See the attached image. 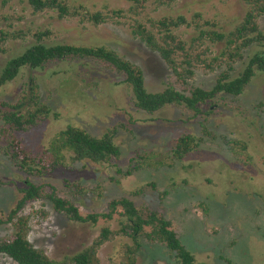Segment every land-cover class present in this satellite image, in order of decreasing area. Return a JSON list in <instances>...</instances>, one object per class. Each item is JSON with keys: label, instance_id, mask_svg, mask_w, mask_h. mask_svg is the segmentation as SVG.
<instances>
[{"label": "rangeland", "instance_id": "rangeland-1", "mask_svg": "<svg viewBox=\"0 0 264 264\" xmlns=\"http://www.w3.org/2000/svg\"><path fill=\"white\" fill-rule=\"evenodd\" d=\"M67 1L84 4L92 11L131 6L126 0ZM163 3L150 0L144 15L156 19L179 15L191 18L201 13L204 19L216 23L222 33L232 31L246 12L242 0H163ZM0 15L10 18L0 22V28L5 30L51 28L54 42L115 49L142 69L151 93L162 92L169 85L187 93L190 89L178 84L160 56L132 36L128 19L121 20V24L109 21L98 27L81 25L78 20L58 21L54 15H33L28 0H0ZM259 25L264 34V16ZM177 32L186 41L196 35L194 28L182 27ZM31 41L7 43V52H0V69ZM223 47L224 44L207 42L203 49L207 48L212 58L219 56ZM261 49L256 45L248 49L245 61L236 64L234 74ZM81 65H51L44 72L26 71L7 88L2 99L15 103L30 73L38 78L42 100L56 116L28 133L19 134L25 149L33 155L41 153L58 132L74 125L98 137L116 128L121 156L110 165L75 164L72 169H59L33 182L53 185L62 197L73 200L83 215L107 212L109 203L122 197L130 198L139 207H150L171 221L183 245L200 263L264 264V108H256L264 103V74L257 75L242 96L221 95L215 104L203 107L201 115L175 106L149 115L135 108L129 89L116 85L120 78L115 73L92 63L89 67ZM223 69L212 72L198 68L189 83L211 90ZM73 71L86 82H80L75 89H63V81ZM208 111L211 114L207 115ZM203 127L210 135L205 134ZM185 133L201 139L199 147L182 161L174 160L171 158L174 140ZM227 140L242 141L248 149L243 152L240 147L226 143ZM136 154L148 156L149 167L128 175L135 165L131 159ZM0 179L4 182L0 188L1 214L16 202L24 179L2 155ZM149 184L155 187H147ZM74 186L83 188V194ZM141 189L143 195L131 196ZM23 215L30 218L29 241L55 260L71 257L90 246L104 227L113 232L120 229L116 221L101 222L96 227L70 222L46 202L29 205ZM11 236V227H0V239ZM130 243L128 238L112 237L98 252L100 264H122ZM0 264L16 263L2 256ZM136 264L178 263L165 247L146 242Z\"/></svg>", "mask_w": 264, "mask_h": 264}, {"label": "trees", "instance_id": "trees-1", "mask_svg": "<svg viewBox=\"0 0 264 264\" xmlns=\"http://www.w3.org/2000/svg\"><path fill=\"white\" fill-rule=\"evenodd\" d=\"M126 1L131 5L128 9L109 10L106 7L97 11H92L84 4H71L67 0H28V6L35 16L54 15L58 21L78 20L81 25L92 24L95 27L109 21L121 24V20L128 19L132 36L160 56L178 84L190 87L188 93L176 90L173 85H169L162 92H149L142 69L111 47L54 42L55 33L51 28L12 31L0 28V52H7L5 46L9 42L32 40L21 53L9 58L0 69V155L24 178L23 187L18 190L14 205L0 214V227L12 228L10 238L0 239V257H7L16 264H100L98 252L101 247L112 237L122 236L131 242L125 248L122 264H136L146 242L165 247L178 264H205L198 262L186 249L171 221L150 207H139L130 198L122 197L111 201L107 212L83 215L80 207L73 200L62 197L53 185L33 182V179L43 178L59 169H72L71 166L75 164L110 165L114 160H119L121 149L116 143V128L98 137L82 127L69 125L58 132L41 153L33 155L25 149L19 134L28 133L52 115L56 116L52 108L42 100L38 78L30 73L28 83L24 85V91L15 103L2 99L7 88L26 71L44 72L51 65L70 63L89 67L88 64L92 63L120 78L116 85L124 86L132 92L133 104L137 110L154 115L166 107L175 106L193 111L198 116L203 114V107L215 104L221 95L242 96L253 79L259 74H264V34L259 25L260 18L264 16V0H242L246 6L245 15L228 33L219 32L217 24L204 19L201 13H195L191 18L179 15L156 19L144 15L150 0ZM157 2L164 4L163 0ZM9 19L0 15V22ZM182 27L194 28L196 35L188 41L184 40L177 32ZM207 42L224 44L219 56H208L209 50L203 49ZM255 45L262 49L250 57L243 69L235 75L236 64L245 61V52ZM198 68L212 72L224 69L213 88L205 90L189 83ZM82 77L73 71L71 76L63 81L62 88H77L80 82H86ZM256 108L263 109L264 103ZM206 114L211 113L208 111ZM121 128L125 126L121 125ZM204 131L210 135L206 127ZM200 142L201 139L195 134H182L174 140L171 158L182 161L197 151ZM226 143L240 147L243 152L248 149L242 141L227 140ZM148 160V156L136 154L131 159L135 165L127 174L131 175L144 166L149 167ZM3 186L4 182L0 179V188ZM147 187L154 188L155 185L149 184ZM74 188L83 194V188ZM143 194L144 190L141 189L131 193V196ZM36 202L50 204L56 214L76 224L96 227L101 222L116 221L120 229L113 232L110 227H104L90 246L71 257L55 260L33 246L28 238L30 218L23 215V212ZM42 215L46 217L45 212H42ZM227 263L231 264L230 261Z\"/></svg>", "mask_w": 264, "mask_h": 264}]
</instances>
